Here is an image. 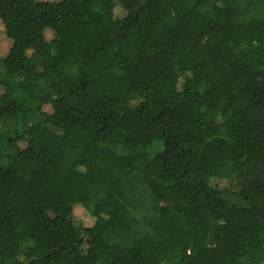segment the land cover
<instances>
[{
  "label": "trees",
  "instance_id": "obj_1",
  "mask_svg": "<svg viewBox=\"0 0 264 264\" xmlns=\"http://www.w3.org/2000/svg\"><path fill=\"white\" fill-rule=\"evenodd\" d=\"M0 264H264V0H0Z\"/></svg>",
  "mask_w": 264,
  "mask_h": 264
},
{
  "label": "rangeland",
  "instance_id": "obj_2",
  "mask_svg": "<svg viewBox=\"0 0 264 264\" xmlns=\"http://www.w3.org/2000/svg\"><path fill=\"white\" fill-rule=\"evenodd\" d=\"M6 51V48L4 46H0V55L4 54Z\"/></svg>",
  "mask_w": 264,
  "mask_h": 264
}]
</instances>
